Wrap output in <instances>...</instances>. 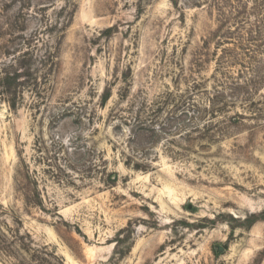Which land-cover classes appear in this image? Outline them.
Here are the masks:
<instances>
[{"label":"rangeland","instance_id":"1","mask_svg":"<svg viewBox=\"0 0 264 264\" xmlns=\"http://www.w3.org/2000/svg\"><path fill=\"white\" fill-rule=\"evenodd\" d=\"M0 264H264V0H0Z\"/></svg>","mask_w":264,"mask_h":264},{"label":"trees","instance_id":"2","mask_svg":"<svg viewBox=\"0 0 264 264\" xmlns=\"http://www.w3.org/2000/svg\"><path fill=\"white\" fill-rule=\"evenodd\" d=\"M249 102H251V101L249 100ZM253 105H254V104H253ZM259 105H260V104H259ZM261 105H262V104H261ZM261 105H260V106H261ZM257 106H258V105H257ZM255 109H256V110L253 112V115H254V116H257V115L259 114L260 110H258L257 107H256ZM258 119H260V118H256V117L253 118V120H258ZM258 121H259V120H258Z\"/></svg>","mask_w":264,"mask_h":264}]
</instances>
